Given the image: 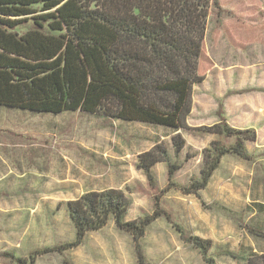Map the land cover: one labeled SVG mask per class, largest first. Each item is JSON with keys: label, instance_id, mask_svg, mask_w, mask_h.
I'll return each mask as SVG.
<instances>
[{"label": "trees", "instance_id": "16d2710c", "mask_svg": "<svg viewBox=\"0 0 264 264\" xmlns=\"http://www.w3.org/2000/svg\"><path fill=\"white\" fill-rule=\"evenodd\" d=\"M213 9L220 19L219 0H0V106L161 127L175 134L172 144L179 156L186 148L180 131L189 129L194 87L212 67L205 41ZM234 21L226 23L237 36L229 37L232 43L241 40L237 31L253 39L260 31L258 24L249 27ZM27 24L32 25L27 32L17 31ZM226 25L219 22L221 30ZM254 91L264 92L248 89L233 94ZM217 114L220 123L199 131L217 135L219 140L204 150L205 167L188 185L175 181L181 165L171 161L166 142L139 156L137 168L151 187L155 185L153 168L159 163L168 165V185L154 196L153 215L127 221L131 201L123 191L86 193L68 204L76 241L36 251L30 255V264H36L40 254L78 247L88 233L102 230L112 219L138 242L155 221L170 219L161 201L165 193L179 190L199 197L227 155L255 162L257 157L246 143L257 141L256 131L230 126L223 101ZM231 138L234 142H227ZM250 233L264 238L260 230ZM185 240L207 264H217L210 240L197 236H185ZM17 262L27 264L28 260L17 258ZM248 262L264 264V256L259 263Z\"/></svg>", "mask_w": 264, "mask_h": 264}, {"label": "rangeland", "instance_id": "374dc122", "mask_svg": "<svg viewBox=\"0 0 264 264\" xmlns=\"http://www.w3.org/2000/svg\"><path fill=\"white\" fill-rule=\"evenodd\" d=\"M219 3L223 14L220 19L215 9L210 14L206 52L219 44V51L225 52L219 59L264 62V0H219ZM232 20L249 27L258 24L260 31L254 39L237 31L241 40L232 43L229 37L237 36L226 25ZM219 22L228 28L224 26L221 30ZM31 27L27 24L17 31L25 33ZM217 32L219 37L214 40ZM248 32L253 34L254 30ZM248 89L262 88L244 90ZM234 92L230 94L242 95ZM255 92L260 91L245 94ZM224 100L219 99L223 105ZM104 121L81 113L52 115L0 106V144L7 150L14 145L23 146L19 153L25 164L35 156L43 155L48 160L53 156V179H7L9 183L2 190L0 183V205H20L18 215L11 213L0 219V264H18L17 258L27 259L30 264V255L36 251L75 242L76 230L68 204L89 192L123 191L131 201L127 221H141L153 215L154 196L168 185V165L160 163L153 168L155 185L151 187L144 172L137 168L139 156L152 150L155 143L166 142L171 161L181 165L175 181L188 185L193 177H200L205 167L204 150L219 140L217 135L199 132L203 127L220 123L218 114L210 111H196L192 115L189 129L182 133L186 148L179 156L175 155L170 130ZM52 124L49 137L44 127ZM32 143H45L47 149L26 153L24 147ZM247 147L256 155V161L247 162L233 155L225 157L199 197L179 190L165 193L161 201L170 219L161 217L155 221L140 241L121 231L112 219L105 229L89 233L78 247L63 253L40 254L36 264H207L185 236L210 240L211 256L217 264H249V260L259 263V257L264 256V238L250 230L264 232V134H260L258 142H248ZM14 159L9 156V167L17 169ZM6 253L16 257H4Z\"/></svg>", "mask_w": 264, "mask_h": 264}, {"label": "crops", "instance_id": "0c3cea01", "mask_svg": "<svg viewBox=\"0 0 264 264\" xmlns=\"http://www.w3.org/2000/svg\"><path fill=\"white\" fill-rule=\"evenodd\" d=\"M218 48L219 44L217 46L215 45L212 51H209L208 57L212 63V67L208 71L209 73L208 75H206L205 80L194 87L193 109L188 118V121L190 122L192 115H194L196 111H201L203 113L210 111L216 116L219 99H225L224 116L227 119L228 124L237 129L255 130L257 134L256 142H258L260 134H264V93L255 92L245 95H232L230 93L232 91L238 92L246 88L264 89V62H246L244 60L234 62L230 59H219L218 56L224 55L225 52H220ZM241 54L245 55L243 52H241ZM197 94L203 96L200 98L198 96V98H196ZM105 121L107 122V120ZM114 124H118L121 126L127 124L128 126L134 123H123L118 121L114 122ZM52 128L53 124L48 126L46 125L44 127L45 135L52 137ZM180 133L182 134L183 131H180ZM158 143L161 142L159 141L153 146ZM21 147L23 146L14 145L12 149L7 150L5 146L0 144V183L2 185L1 190L3 189V186L5 184L9 183L7 179H53V156L50 152V149L49 153L51 154V156L49 160L43 158V155H39L32 157L30 159V162L28 164H25L19 153L22 150ZM24 148L26 153L29 150L37 152L42 149L44 151L47 149L45 143H32L28 147ZM9 156L15 157L14 161L18 166L17 169L15 168L16 166L9 167V165H11ZM225 157L222 159L221 165L223 164V160L225 159ZM215 173L213 177L215 176ZM19 212V204L14 205L12 203L11 205H9V207H6L4 203L0 205V219L1 217H5L6 215H11V213H17L18 215ZM106 227H104L103 229H105ZM10 255L14 254L6 253L3 256L10 257Z\"/></svg>", "mask_w": 264, "mask_h": 264}]
</instances>
